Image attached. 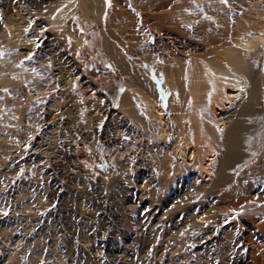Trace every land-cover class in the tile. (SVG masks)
<instances>
[{"label": "rangeland", "instance_id": "374dc122", "mask_svg": "<svg viewBox=\"0 0 264 264\" xmlns=\"http://www.w3.org/2000/svg\"><path fill=\"white\" fill-rule=\"evenodd\" d=\"M25 1L0 0V264H264V148L205 144L195 88L264 0Z\"/></svg>", "mask_w": 264, "mask_h": 264}, {"label": "bare ground", "instance_id": "6f19581e", "mask_svg": "<svg viewBox=\"0 0 264 264\" xmlns=\"http://www.w3.org/2000/svg\"><path fill=\"white\" fill-rule=\"evenodd\" d=\"M37 1H38L37 4H39V0ZM227 34H228V30H227ZM211 46L214 45L212 44ZM260 60L261 62L264 61V32H262L259 28H256L254 34L248 35L247 39L240 37L239 39L236 40L235 43L230 45L227 48V50L221 51L213 55L209 60L210 63L207 64L208 66L206 65L205 67L207 76L206 77L203 76L198 81L196 80L197 81V83L195 84L196 87L195 86L193 87L197 88L199 92H202L201 97L204 102V105H202V109L200 110L201 113L199 114L200 117L199 129L201 132L200 138H202L203 142H205V144H207L210 148H213V150L214 148L219 149L222 145H224V147L226 146V148H231L234 151L241 150L243 148V145L246 146L249 145L248 147H252V149H254L257 146H261V148H264V70L262 68L263 66L259 67L258 65V62ZM12 66L13 65H11L10 67ZM150 74L152 76V73ZM221 74L224 77H228V79H224V77L221 76ZM188 75L189 74H187V76ZM216 75L221 77L219 78ZM150 78L152 81H155L153 80L152 77ZM251 80H252L251 83L252 86L249 87ZM193 83L191 84V86L193 85ZM142 88L145 87L142 86ZM150 104L162 128V135L164 137H167L168 135L167 116L162 109L159 98H157V96L154 95L153 97L150 98ZM217 105H219L218 107H220V109L222 108L225 110H223V112H218V108H216ZM230 108L233 109L229 113L225 114L224 111L228 112ZM190 126L191 125L188 115L185 114L182 115V118L179 120L178 123L179 144L177 147L180 150H184V152L186 151L185 147L188 148L189 160L190 157L191 158L194 157V155L196 154L195 152L197 150L196 148V150L194 151L193 145H191L190 132H189ZM213 150L211 149L212 152ZM211 151H209V153H211ZM210 155H211L210 157L208 156L210 158V162L208 161L207 164L210 165L209 168L212 170V172L213 171L216 172L217 170L214 168L216 166L215 162H217L215 152L211 153Z\"/></svg>", "mask_w": 264, "mask_h": 264}]
</instances>
